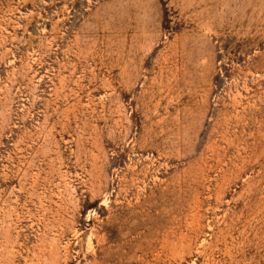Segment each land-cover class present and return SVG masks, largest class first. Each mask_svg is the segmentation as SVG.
I'll return each mask as SVG.
<instances>
[{"label": "rangeland", "instance_id": "374dc122", "mask_svg": "<svg viewBox=\"0 0 264 264\" xmlns=\"http://www.w3.org/2000/svg\"><path fill=\"white\" fill-rule=\"evenodd\" d=\"M0 264H264V0H0Z\"/></svg>", "mask_w": 264, "mask_h": 264}]
</instances>
